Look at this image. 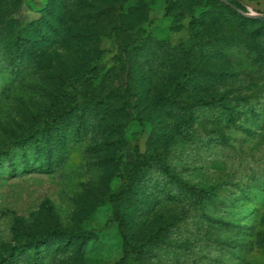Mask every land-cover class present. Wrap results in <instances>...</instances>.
<instances>
[{"label": "rangeland", "instance_id": "rangeland-1", "mask_svg": "<svg viewBox=\"0 0 264 264\" xmlns=\"http://www.w3.org/2000/svg\"><path fill=\"white\" fill-rule=\"evenodd\" d=\"M227 1L0 0L97 33L0 48V264H264V0Z\"/></svg>", "mask_w": 264, "mask_h": 264}, {"label": "trees", "instance_id": "trees-1", "mask_svg": "<svg viewBox=\"0 0 264 264\" xmlns=\"http://www.w3.org/2000/svg\"><path fill=\"white\" fill-rule=\"evenodd\" d=\"M235 5V2L231 0L227 1L228 7L234 9ZM239 8L242 9L241 6H239ZM252 20L259 21L260 18H253ZM84 21H89V19L86 17H83L78 21L70 19L71 24L66 26L63 18L56 14V8L53 4L49 7L48 14L45 17L33 21L23 27L16 25V22L13 19H0V29L5 28L6 30L5 32L0 30V48L6 52V56L9 61V69L16 72L21 69V65L23 64L22 61H36L40 57H44L46 52L56 45L70 47L75 53L79 52L83 48H92L97 43V37H95L97 33L88 32V25L84 23ZM95 49H93V51H95ZM88 57L90 56L88 55ZM90 60L91 59H88V61ZM47 67L49 70L55 71L54 67L50 65ZM94 67V64L91 65V61L89 63H83L79 76L87 74V72ZM140 96L141 92L138 94L139 98ZM219 100L220 99H218V101ZM199 102L209 103L210 100L199 99ZM219 104H221L220 107L224 109L227 120L233 118V115H237V111L234 110L233 107L226 105L225 103H221V101H219ZM28 139H33V142L36 145L39 144L38 134H36V132L28 135ZM22 142L23 141L20 143ZM134 150L139 164L142 167H148L150 164L148 156L140 153L137 147H135ZM3 152L6 151H2V153ZM161 233L162 229H159L155 235H160ZM153 242L154 238L151 236L146 239L144 244L149 245ZM123 243L125 248L130 246L131 250L138 248L130 245L125 238ZM128 256L129 251L125 250L124 256L121 258L120 262L126 260Z\"/></svg>", "mask_w": 264, "mask_h": 264}, {"label": "water", "instance_id": "water-1", "mask_svg": "<svg viewBox=\"0 0 264 264\" xmlns=\"http://www.w3.org/2000/svg\"><path fill=\"white\" fill-rule=\"evenodd\" d=\"M255 16L259 17V18H262V17H264V14H256Z\"/></svg>", "mask_w": 264, "mask_h": 264}]
</instances>
